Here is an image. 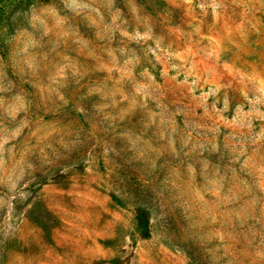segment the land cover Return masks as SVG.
<instances>
[{"label": "rangeland", "instance_id": "1", "mask_svg": "<svg viewBox=\"0 0 264 264\" xmlns=\"http://www.w3.org/2000/svg\"><path fill=\"white\" fill-rule=\"evenodd\" d=\"M0 264H264V0H0Z\"/></svg>", "mask_w": 264, "mask_h": 264}]
</instances>
